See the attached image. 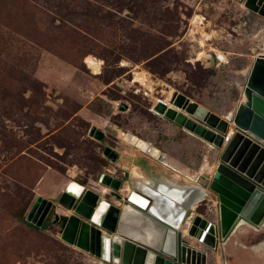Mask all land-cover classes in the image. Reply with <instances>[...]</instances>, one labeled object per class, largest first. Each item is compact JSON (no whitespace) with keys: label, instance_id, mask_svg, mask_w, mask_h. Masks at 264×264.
Instances as JSON below:
<instances>
[{"label":"rangeland","instance_id":"obj_1","mask_svg":"<svg viewBox=\"0 0 264 264\" xmlns=\"http://www.w3.org/2000/svg\"><path fill=\"white\" fill-rule=\"evenodd\" d=\"M216 52L227 61L217 64ZM259 54V0H0V264H116L61 239L55 215L73 213L58 202L66 185L105 192L100 175L119 179L125 170L126 194L140 161L210 177L200 168L215 169L223 147L152 108L158 99L177 108L182 94L225 118ZM87 56L101 62L99 73ZM136 71L146 72L143 83L133 81ZM93 125L101 141L89 135ZM103 144L116 150L115 162ZM38 196L52 202L44 227L26 220ZM202 203L196 212L214 221L213 201ZM184 239L186 264H227V250L232 264H264V226H245L231 237L236 244L214 249Z\"/></svg>","mask_w":264,"mask_h":264},{"label":"water","instance_id":"obj_2","mask_svg":"<svg viewBox=\"0 0 264 264\" xmlns=\"http://www.w3.org/2000/svg\"><path fill=\"white\" fill-rule=\"evenodd\" d=\"M262 1L259 0V3L264 4ZM243 93L246 100L238 103L229 118L210 112L182 94L173 99L174 105L181 112L166 108L167 105L162 101L155 104L154 110L178 127L213 143L216 147H223L213 174L210 177L199 176L202 182L198 181L194 185H169L155 188L157 191L152 192L137 187L135 192L147 199L144 205L132 200L131 195L125 197V205L130 204L141 217L159 228L155 244L127 235H121L118 241L111 239L110 243L109 236L118 230L122 208L104 199L99 193L85 189L83 185H80L83 187L80 193L69 191L66 187L59 196V204L73 210L70 215H55L54 222L60 223L61 239L106 262L118 258L120 264H186L183 242L188 241L184 239L182 227L178 229L177 226L180 223L183 225L185 219L191 216L192 204L201 192L200 188L205 190L202 199L210 194L215 196L217 221L214 224L202 215L195 214L187 229L189 237L203 239V244L214 249L217 243L228 239L241 222L258 228L264 221V181L235 168L223 159V154L239 134L264 149V54L254 58ZM230 123L233 124L235 133L229 140H224L223 136L228 132ZM89 135L101 140L103 132L93 125ZM104 154L115 161L116 153L109 147L104 149ZM116 180L118 185L112 187L114 179L108 176L100 178L102 184H108L109 188L115 190L120 184ZM103 203L104 209L100 211ZM51 206V201L38 196L26 220L40 226ZM162 206L164 211H161ZM97 213L99 214L96 215ZM141 217L139 219L144 220Z\"/></svg>","mask_w":264,"mask_h":264},{"label":"bare ground","instance_id":"obj_3","mask_svg":"<svg viewBox=\"0 0 264 264\" xmlns=\"http://www.w3.org/2000/svg\"><path fill=\"white\" fill-rule=\"evenodd\" d=\"M263 2H264V0H263ZM193 20H194L193 24L196 26V25H200L203 18L200 16H196ZM214 52H215V50H214ZM217 53L220 54V52H217ZM202 54L203 55L201 56V58L206 56L204 53H202ZM208 59H211V58L208 57ZM85 62L87 63L88 67L91 69L92 73L97 74L100 72L101 62L99 60H97L91 56H87L85 58ZM145 78H146V72H138V71L134 72V80L133 81H141L143 83ZM241 96H242L241 101H245L246 100L245 94L242 93ZM159 101H162L165 105H167L166 108H168V107L172 108L173 107L171 105H168V103L165 102L164 100L158 99L157 102H159ZM231 114H232V111L229 112L227 115H225V118L231 117ZM234 133L235 132L233 130V124L230 123L228 132L226 134L228 140L231 137H233ZM207 144L210 145V147H212V144H210V143H207ZM223 159L226 162L230 163L235 168L239 169L240 171L247 173V174H252L257 179L259 178V179H261V181H264V149H262L260 147V145L251 142L250 140H248L245 137H242L240 134L237 135L232 140V143L230 144L229 148L223 154ZM200 169H201V171H203L207 174H212L214 167L209 166L206 162H204ZM132 174L134 175L133 186L135 188L141 187V188H144L145 190H147L149 192H152V190L157 191L154 187H152L149 184L148 179L145 176L139 174L136 170H133ZM111 179H114V181L112 182V187H116L118 185L117 180L115 178H111ZM196 179H197V177L194 179L193 183H190V185H194L195 183H198V180H196ZM80 185L81 184H79L77 182L71 181L66 185V187L69 189V191H75L77 193H80V191L83 189V187H81ZM99 186L102 187L105 192H100V191H98V192L101 195L107 194V192H108L107 187H104L101 185H99ZM129 188H130V191H127L126 196L131 195L132 200H134L138 203H141L143 205L147 203L146 198H144L142 195H139L137 192H135V190H132V188L130 186H129ZM123 190L125 191V188ZM200 190H201V192L195 197V201L192 204L191 216H189L185 219L186 221L183 225H182V223H180L179 226H177L178 229H181V227H182V231H183L184 236H188L187 235V229L189 228L190 221H191L192 217L196 213V205H197L198 201H200L203 198L202 196L204 195L205 190H203L201 188H200ZM104 205H105V203H103L102 206L100 207V211L102 209H104ZM122 211L123 212L121 214V217H120V220L118 223L117 232L115 234H112L109 236L110 243H111V239L112 240L114 239V241H118V239L121 235H127L130 237L136 238L138 240H142V241L149 243V244H155L156 243L155 240L158 238L160 230H159V228L155 227L154 223H152L148 219H145V217H141L142 215L140 216L136 211H134L130 204L129 205L123 204ZM161 211H164L163 206L161 207ZM98 214L99 213H97L96 215H98ZM96 215H95V219H97ZM180 216H182V213H180ZM139 217L143 218L144 220L139 219ZM245 226L250 227V225H247V223L241 222L236 227L234 233L239 232ZM251 228H252V226H251ZM195 241L197 243L203 244L204 240L203 239L199 240V239L195 238ZM223 243H225V241ZM261 249H262V244L256 245L253 247L254 251H260ZM103 261H105V260H103ZM113 262L116 264H120L118 258H115L113 260Z\"/></svg>","mask_w":264,"mask_h":264},{"label":"flooded vegetation","instance_id":"obj_4","mask_svg":"<svg viewBox=\"0 0 264 264\" xmlns=\"http://www.w3.org/2000/svg\"><path fill=\"white\" fill-rule=\"evenodd\" d=\"M155 104V103H154ZM125 107V106H124ZM154 107H155V105L153 106V108H152V111L153 112H155V113H157V114H159V115H163V114H160V113H158L157 111H155L154 110ZM173 108V107H172ZM173 109H176L177 111H179V112H181L182 110L181 109H179V108H173ZM166 118V117H165ZM166 119H168V118H166ZM168 120H170V119H168ZM171 121V120H170ZM172 122V121H171ZM104 138V133H103V137H102V139ZM101 139V140H102ZM101 140H98V141H101ZM106 147H109L110 149H111V151H113V152H115L116 153V159H115V161L117 160V157H118V154H117V152H116V150L113 148V147H111V146H109V145H106V144H103V150H102V153H103V155H104V157L107 159V160H111L110 158H108V156L107 155H105L104 154V149L106 148ZM147 157V156H146ZM112 161V160H111ZM114 161V162H115ZM146 162V164L145 163H143V162H139L138 164H136L137 166H138V168H139V170H141L142 172H143V174L145 175V177L148 179V182H149V184L152 186V187H154V188H159V187H161V188H165L166 186H183V185H190V183H185V181H182V180H172L171 178H170V176L169 177H166L163 173H161V172H159V175L156 173V171L157 170H159V166L158 165H155L156 166V168H154V169H149V170H147V166L149 165V164H147V161H145ZM145 164V165H144ZM160 171H161V169H160ZM121 176H118V180L120 181V184H119V188L118 189H112V188H109L108 189V192H107V194H105L106 195V197H103L104 199H106V200H108V201H110L111 203H113L114 205H116L117 207H121L122 208V206H123V204H124V200H125V197H126V195H127V193L126 194H124V193H122V195H121V191L125 188V186H122V188H121V185H123L126 181H127V177H126V171L125 170H123L122 172H121ZM104 176H108L109 177V175L108 174H101L100 175V177H99V179L97 180V182H96V184H98V185H100V184H102V181H100V178L102 177V179L104 178ZM200 176V174L198 175V177H197V179H198V181L200 180H202L201 179V177H199ZM116 179V178H115ZM196 179V180H197ZM134 181V180H133ZM133 181L131 182V188H132V190H136V188L133 186ZM195 184H197V183H195ZM104 185V184H103ZM124 191V190H123ZM130 191V190H129ZM104 195V196H105ZM207 197H210L211 198V201H213V203L211 204L212 205V207H213V209H211L210 208V210L211 211H215V214H216V208H215V206H216V198H215V196L213 195V194H210V195H208ZM207 197H205L204 199H202V200H200V201H198V203H197V205H196V209L199 207V206H201V204H204V203H202V201H206L207 200ZM206 203V202H205ZM209 204V203H208ZM197 211V210H196ZM195 214H199L198 212H196ZM66 215H68V214H66ZM199 215H202V214H199ZM216 218H217V215H216V217H215V219H214V221H212V223H216ZM211 222V221H210ZM55 223H57V225H59L60 223L59 222H55Z\"/></svg>","mask_w":264,"mask_h":264},{"label":"crops","instance_id":"obj_5","mask_svg":"<svg viewBox=\"0 0 264 264\" xmlns=\"http://www.w3.org/2000/svg\"><path fill=\"white\" fill-rule=\"evenodd\" d=\"M154 160H156V161H158L157 159H155L154 157H152ZM163 160H165L166 162H169L171 165H173V166H175L174 165V162L172 161V160H167V158L166 159H163ZM159 162V161H158ZM158 166H159V170H157L156 171V173L159 175V172H161V173H163L166 177H169L170 176V178L172 179V180H182V181H185V183H192V182H190V181H188L187 180V176H193V177H196L195 175H191V174H188L187 172H184V170L182 169V168H178V170H180V171H183L184 172V175H180V174H178L177 172H175L172 168H170V167H166V166H164V165H162L160 162L157 164ZM136 166V165H135ZM137 167V170L143 175V176H145L144 174H143V172L141 171V170H139V168H138V166H136ZM154 168H156V166L154 165V164H149L148 166H147V170H149V169H154ZM175 168H177V167H175ZM160 169H161V171H160ZM172 170L174 171V173H172ZM131 173V172H130ZM132 176V175H131ZM133 177V176H132ZM180 178V179H179ZM66 213V212H65ZM69 215V214H68ZM264 226V221H263V224H262V227ZM237 233V232H236ZM236 233H233L232 234V236H230L228 239H226L225 240V243H222V245L224 244H227V242H229V241H231L232 240V242H233V244H236V240L234 239H231V237H233ZM230 248H235L234 246H232V247H230ZM233 253H235L234 251H232V250H227L226 251V261H227V264L229 263V264H232L233 263V259H234V255H233ZM229 257V258H228ZM240 264V263H239ZM242 264H244V263H242ZM254 264V263H253ZM256 264H263V263H256Z\"/></svg>","mask_w":264,"mask_h":264},{"label":"built area","instance_id":"obj_6","mask_svg":"<svg viewBox=\"0 0 264 264\" xmlns=\"http://www.w3.org/2000/svg\"><path fill=\"white\" fill-rule=\"evenodd\" d=\"M214 61L217 63V64H223V63H225L226 62V55L223 53V52H220V54L219 53H215V57H214ZM156 104V103H155ZM227 133H225V135L223 136V138H224V140H227L228 138H227V135H226ZM263 224V223H262ZM262 224L260 225V226H262ZM259 226V227H260ZM258 227V228H259ZM255 229H257V228H255ZM219 243H217V245H216V247L218 246L219 247V245H218Z\"/></svg>","mask_w":264,"mask_h":264},{"label":"trees","instance_id":"obj_7","mask_svg":"<svg viewBox=\"0 0 264 264\" xmlns=\"http://www.w3.org/2000/svg\"><path fill=\"white\" fill-rule=\"evenodd\" d=\"M29 224H32V223H29ZM45 226V224H42V227H44Z\"/></svg>","mask_w":264,"mask_h":264}]
</instances>
